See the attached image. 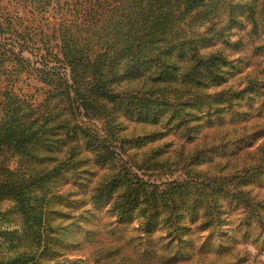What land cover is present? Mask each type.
Segmentation results:
<instances>
[{"label":"rangeland","instance_id":"rangeland-1","mask_svg":"<svg viewBox=\"0 0 264 264\" xmlns=\"http://www.w3.org/2000/svg\"><path fill=\"white\" fill-rule=\"evenodd\" d=\"M122 1L0 0V13L18 17L13 28L27 35L23 27L44 32L61 18L84 20L122 9ZM218 2L198 15L195 45L225 62L224 82L195 88L191 77L181 81L182 69L169 77L152 64L142 72L145 88L158 87L164 97L151 99L160 96L168 103L152 104L148 114H138L132 105L124 110V104L106 103L110 125L103 115L82 117L104 142L101 146L110 147L108 152L98 149L99 142L87 147L80 137L66 135L61 120L52 125L39 118L54 111L47 94L51 85L38 71L39 57L30 49L17 54L20 47H15L10 55L8 46L2 48L0 132L21 110L31 109L46 133L44 144L34 146L33 158L21 167L17 158L8 160L4 149L0 160L11 170L48 174L37 196L46 224L55 229L44 234L52 243L43 248L34 232L22 229L13 201L0 202V264H264V176H247L224 189L211 187L212 180L260 163L264 170V0ZM34 43L35 52L45 56L62 44ZM235 92L228 107L223 100L221 121L197 120L200 107L187 104L193 103L187 99L209 102V97ZM207 108L208 103L201 107ZM241 135L243 140L219 145V136L234 140ZM45 145L51 151L45 152ZM100 155L108 158L102 161ZM126 170L144 184L142 196L158 197L156 206L140 203L126 214L115 211L113 201L127 191L126 184L115 181Z\"/></svg>","mask_w":264,"mask_h":264},{"label":"trees","instance_id":"trees-1","mask_svg":"<svg viewBox=\"0 0 264 264\" xmlns=\"http://www.w3.org/2000/svg\"><path fill=\"white\" fill-rule=\"evenodd\" d=\"M218 1L123 0L122 9H113L84 20L61 18L57 25L49 27L44 32L23 27L24 30L30 31L27 35L17 32L14 29L16 27L13 28L19 22L18 17L10 13H0V24L4 22L7 25L0 26V58H6L5 52L2 51L5 46H8L10 55L14 54L15 47H20L17 54H21L24 49H30L37 59L39 57L37 61L42 68L38 71L43 73L42 77L51 85L47 94L54 105V111L47 116L39 113V118L49 119L46 122L50 121L52 125L54 121L61 120L60 124L68 130L66 135L80 137L88 147L90 143L94 145L95 142H99V138L90 128L83 125L85 123L82 117L94 118L103 115L105 117L103 121L110 125L106 103L124 104V107L126 106L124 110H129L132 105L138 114L150 113L152 104L163 106L168 103L160 96L151 99L156 94L163 95L158 87L155 86L154 90L145 88L146 77L144 78L142 72L152 64H157L156 70L161 69L163 75L169 77L182 69L181 81L186 83V78L191 77L195 88L208 89L224 82L228 72L221 67L225 62L219 61L215 54H202L195 45L198 36L195 29L198 15L211 4L212 9L216 7ZM16 20L18 22L15 23ZM48 32L50 36L46 39ZM34 37L41 40L37 41ZM34 42L62 44L55 45V52L47 50L45 56L35 52ZM10 55L7 59L11 57ZM15 59L19 58L16 56ZM179 64L185 65V69ZM237 93L239 94L235 92L209 97V102L202 98L187 99L193 102L187 104L200 107L194 114L197 120L209 118L212 123L215 120L221 121L222 115L226 113L223 105L227 103H223V100L228 101V107ZM206 103L207 110H202L201 107ZM19 115L0 132V157L4 149L7 155L10 153L8 160L17 158L21 167L27 160L33 158L30 150L36 145L44 144L41 140L44 139L46 132L37 119H32L34 113L31 109L28 112L21 110ZM230 116L233 117L231 114ZM58 126L54 128L59 130ZM48 129L51 133L50 128ZM57 133L58 135L55 133L54 135L58 137L63 135L61 132ZM244 137L241 135L229 140L225 136H219L218 139L221 141L219 145H224L228 141L243 140ZM102 143L104 142L100 140L98 149L108 152L110 147L101 146ZM214 147L215 145L211 144L209 149ZM42 149L45 152L51 151L46 145ZM7 155H3L2 158ZM100 156L102 161L108 158L107 155ZM20 167L11 170L0 160V202L13 201V207L16 209L13 212L19 213L22 229L34 232L39 246L50 247L52 243L50 234L48 238L44 234L48 231L53 233L55 227L46 224L37 196L38 189H42L40 182L44 181L48 174L39 176L30 172L26 174ZM242 171L230 178L212 180L211 187L224 189L233 182L236 184L241 182L247 176L255 180L264 176L261 163ZM129 175L130 172L126 170L124 174L119 175L118 181H115L117 185L126 184L127 190L118 194L113 201L115 211L120 215L126 214L140 203H149L148 208L156 206L158 197L147 198L146 193L142 196L144 184L134 181Z\"/></svg>","mask_w":264,"mask_h":264}]
</instances>
